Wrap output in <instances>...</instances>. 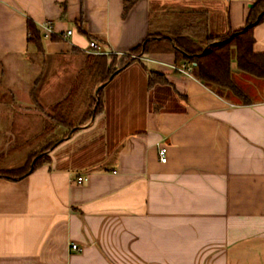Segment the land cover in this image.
Segmentation results:
<instances>
[{
	"label": "crops",
	"instance_id": "0c3cea01",
	"mask_svg": "<svg viewBox=\"0 0 264 264\" xmlns=\"http://www.w3.org/2000/svg\"><path fill=\"white\" fill-rule=\"evenodd\" d=\"M124 4L0 0L1 169L24 165L34 128L85 78L77 64L35 70L28 20L45 60L85 63L90 40L120 59L178 13L205 12L210 35L237 31L254 0H136L123 15ZM46 22L54 33L43 38ZM253 37L264 54V20ZM141 60L102 87V113L77 132L98 138L96 159L52 156L21 179L0 176V264H264V78L232 61L243 104L174 71L172 53ZM150 70L166 82L149 86Z\"/></svg>",
	"mask_w": 264,
	"mask_h": 264
},
{
	"label": "trees",
	"instance_id": "16d2710c",
	"mask_svg": "<svg viewBox=\"0 0 264 264\" xmlns=\"http://www.w3.org/2000/svg\"><path fill=\"white\" fill-rule=\"evenodd\" d=\"M136 0H125L123 15L127 13ZM261 16L259 17V15ZM173 18V17H172ZM163 23L158 32L149 33L145 40L132 50L137 55L172 53L174 63L188 61L192 64L191 75L213 91L224 90L243 104L250 103L249 97L237 84L231 64L234 60L241 73L264 78V54L253 51V28L264 20V0H254L245 25L237 31H229L222 35H210L205 12L189 11L178 13L174 19ZM27 40L32 43L38 53H42L40 31L36 25L27 21ZM91 63L87 66L83 82L76 84L70 92L56 102L47 113V119L41 133L39 154L31 152L24 165L13 169H1L0 176L21 179L33 170L48 163L50 157L45 154L51 148L60 145L67 134L90 121L93 115L102 113L103 103L101 91L94 98L89 88L96 82H105L117 69H123L135 59L124 55L118 59L115 54H88ZM133 58V57H132ZM131 60V61H130ZM157 77H159L157 79ZM148 85L165 83L161 73L148 71ZM34 92L32 98L34 99ZM92 103V107L87 104ZM61 129V137L51 141ZM44 141V145H43ZM37 157L31 166V159ZM31 160V161H30Z\"/></svg>",
	"mask_w": 264,
	"mask_h": 264
},
{
	"label": "rangeland",
	"instance_id": "374dc122",
	"mask_svg": "<svg viewBox=\"0 0 264 264\" xmlns=\"http://www.w3.org/2000/svg\"><path fill=\"white\" fill-rule=\"evenodd\" d=\"M128 55L133 57V58L131 57V59H137V60L142 62L141 59L143 58V55H137L135 53H130ZM33 60H34L35 70H37V71L38 70L39 71L40 70H46V71L55 70V71H57V70H59V68H57L59 66L60 67H66L69 69V68L73 67L74 64H77L80 66H84L83 70L86 72L87 66L91 63V58H88V57H87L85 63H78L75 61L64 62L62 59L61 60L60 59H58V60L54 59L52 61V63H50L47 59L46 60L44 59V57L42 56L41 53H37V52L35 53V57L33 58ZM159 68H161V67H159ZM158 78L159 77H157V79ZM99 85L100 84L98 82H96L95 84H93L91 86V88H89V94H91L92 96L94 95V98L97 96L95 94V91ZM37 90L38 89H36V87H35V89H33V92L35 95V97H34L35 102H34L33 107L35 109L38 107L37 105H38L39 99L42 100V96L41 95L39 96L37 94ZM101 90H102V88L99 91H101ZM101 93H102V91H101ZM48 101H51V98ZM88 105L90 106L89 108H91L93 104L90 102L89 104L86 105L87 108H88ZM38 123L39 122H36L35 124L37 125ZM85 124L86 125L88 124V126L85 129L84 128L81 129V126H80V128L76 129V131L74 133H73V131L75 129H72L73 131H72V134L69 138H67V136H66L65 140L60 145H57L53 149L51 148L49 151H46L45 154L48 155L50 157V159L52 158V156L55 157L56 160L58 158H63L64 156H68L70 158L71 162L74 164L76 163V165L77 164L79 165L81 163H84V164L90 163L92 160L96 159L95 158V157H97L96 154L99 153L100 149L102 148V144L98 142V138L94 137V134H93V137H90V135L89 136L88 135H81L80 136V134H82V133H77V132H79V129L82 130L83 134H85L84 132H87L86 130H88V128L90 126L89 121ZM41 126L38 124L37 127L34 128L35 135L31 141L33 151H35L36 154L40 153V152H38L39 151L38 148H40V145H41V142H40L41 133L43 132V128H41ZM37 131L38 132L40 131V132L38 133ZM61 131H63V130L58 129V131L56 132L57 133L56 136L53 137V139H51V141L52 140L57 141L61 137L60 136ZM86 134H88V133H86ZM44 144L45 143L43 141V145ZM33 151H31V152H33ZM34 159L36 161L37 157L32 158L31 159L32 161L30 160L31 163L33 162ZM10 163H11V165H16L19 163V160H12Z\"/></svg>",
	"mask_w": 264,
	"mask_h": 264
},
{
	"label": "built area",
	"instance_id": "2783aa9c",
	"mask_svg": "<svg viewBox=\"0 0 264 264\" xmlns=\"http://www.w3.org/2000/svg\"><path fill=\"white\" fill-rule=\"evenodd\" d=\"M53 33L54 32H53L52 25L49 22H46L42 26L41 36L43 38H47V37H50ZM71 34H72V30H67L65 32V36H69ZM86 51L90 54H107L105 51H103L100 48L99 43L97 41H94V40H90ZM170 67L174 71L180 72V73L185 74L187 76H192L191 75L192 64L188 61L182 62L180 64H171ZM158 156H159V160L161 162L167 161V146L165 144H159L158 145ZM83 180H84V178L82 176H78L76 178V181L78 183L83 182ZM71 248L76 249V250H80V248H78V246L76 244H72Z\"/></svg>",
	"mask_w": 264,
	"mask_h": 264
},
{
	"label": "water",
	"instance_id": "95a60500",
	"mask_svg": "<svg viewBox=\"0 0 264 264\" xmlns=\"http://www.w3.org/2000/svg\"><path fill=\"white\" fill-rule=\"evenodd\" d=\"M260 16H261V14L259 15V17H260ZM118 71H119V69H117L113 74H111V75L109 76V78H108L105 82H103L102 84H100V85L96 88V91H95V94H96V95H98L99 90H100V89H101V88H102V87H103L108 81H110V80L113 78V76H114ZM93 117H94V116H92L91 119H93ZM72 131H73V130H71L70 133L67 135V138H69V137L71 136ZM34 162H35V159L33 160V162H32L31 165H33Z\"/></svg>",
	"mask_w": 264,
	"mask_h": 264
}]
</instances>
